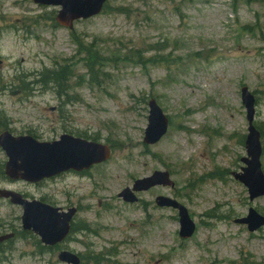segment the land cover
<instances>
[{
	"label": "rangeland",
	"instance_id": "rangeland-1",
	"mask_svg": "<svg viewBox=\"0 0 264 264\" xmlns=\"http://www.w3.org/2000/svg\"><path fill=\"white\" fill-rule=\"evenodd\" d=\"M60 9L0 0V134L54 141L73 133L110 146L113 156L86 178L32 185L3 175L0 189L78 208L63 248L82 264H264V228L250 233L235 223L250 207L264 214V197L250 202L232 176L247 157L244 86L255 94L264 170V0H110L73 30L56 24ZM78 39L106 58V80L96 88L77 76L59 97L36 76L77 61ZM124 55L129 62L116 60ZM144 98L169 122L153 146L144 144ZM6 161L0 147V166ZM155 171H168L175 187L140 193L134 206L118 198ZM158 196L188 209L192 238L179 237L178 213L157 208ZM22 216L20 206L0 200V236L15 235L0 247V264H64L58 250L38 252L39 237L23 230Z\"/></svg>",
	"mask_w": 264,
	"mask_h": 264
},
{
	"label": "water",
	"instance_id": "water-1",
	"mask_svg": "<svg viewBox=\"0 0 264 264\" xmlns=\"http://www.w3.org/2000/svg\"><path fill=\"white\" fill-rule=\"evenodd\" d=\"M39 5L61 7L57 15V22L64 28H73V23L99 15L109 0H33ZM242 100L248 110L250 123L247 138V154L249 159L243 162L247 165L242 173L235 174L249 191L250 200L264 196V173L261 166L262 148L260 135L253 127L254 98L249 90L242 89ZM149 125L145 131V143L152 145L160 141L168 129V119L155 100L149 102ZM0 146L6 153L8 161L5 166L6 175L11 180H24L29 183H38L70 170H89L93 165L106 162L111 158V149L107 145L89 142L83 139L64 135L59 141L41 143L29 136L14 137L9 132L0 135ZM169 174L156 172L152 176L137 180L134 183V192L147 191L157 185H170ZM125 201L130 202V189L122 193ZM0 198L10 199L11 203L24 208L22 225L25 230H32L40 236L45 245H56L65 240L71 226L70 223L76 209L68 213H60V209L53 208L39 201H27L20 194L0 190ZM162 206H169L179 210L181 232L183 238L191 237L195 231V224L191 220L185 207L176 201L159 198ZM134 202L136 198L134 197ZM247 224L251 232L264 226V217L254 209L250 210L245 219L238 221ZM12 235L0 237V243L11 238ZM59 259L69 264H79V258L69 252H62Z\"/></svg>",
	"mask_w": 264,
	"mask_h": 264
},
{
	"label": "trees",
	"instance_id": "trees-1",
	"mask_svg": "<svg viewBox=\"0 0 264 264\" xmlns=\"http://www.w3.org/2000/svg\"><path fill=\"white\" fill-rule=\"evenodd\" d=\"M78 46L77 49V61L76 59H68L67 62L61 65H56L50 69L47 68L40 74L36 76L37 82L41 83L43 87H51L54 89V92L59 97H65L68 95V90L70 88V81L73 78L78 76V80L86 81L90 84V87L100 88V86L105 82L106 79H103L106 76L102 70L103 64L106 61L103 55L99 53L98 50L92 46H85L78 39L76 41ZM120 59L122 62H129L130 59L128 56L124 55L116 56V60ZM147 62V59L144 60V64ZM84 68L86 71L85 74L78 75V70ZM101 78H100V77ZM69 99V97H67ZM144 104L148 103V99H143ZM4 175L3 164L0 166V176ZM74 231V227L73 230Z\"/></svg>",
	"mask_w": 264,
	"mask_h": 264
},
{
	"label": "flooded vegetation",
	"instance_id": "flooded-vegetation-1",
	"mask_svg": "<svg viewBox=\"0 0 264 264\" xmlns=\"http://www.w3.org/2000/svg\"><path fill=\"white\" fill-rule=\"evenodd\" d=\"M70 134H73V133H70ZM74 135H75V134H74ZM88 173H89V172L74 173L73 171H70V172H68V173H63V174H61L60 177H63V176H65V175H74V176L79 177V178H86V176L88 175ZM133 184H134V180H133L131 186H133ZM133 187H134V186H133ZM153 189H154V188H153ZM132 199L134 200V195L132 196ZM132 206H134V203H133ZM47 249L50 250V251H53V250L57 251L58 246H56V247H47Z\"/></svg>",
	"mask_w": 264,
	"mask_h": 264
}]
</instances>
